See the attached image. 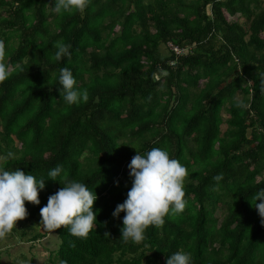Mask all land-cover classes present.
<instances>
[{"label": "trees", "instance_id": "1", "mask_svg": "<svg viewBox=\"0 0 264 264\" xmlns=\"http://www.w3.org/2000/svg\"><path fill=\"white\" fill-rule=\"evenodd\" d=\"M54 4L0 0L10 72L0 83V168L45 179L40 203L25 202L28 215L6 237H44L40 210L66 172L97 196V221L87 238L53 232L50 264H166L180 251L190 264H264L253 201L264 189V0H89L59 14ZM58 41L70 58L54 59ZM62 67L86 103L63 100ZM153 148L187 168L186 207L125 243L126 213L113 212L132 187V158ZM57 165L64 172L52 181Z\"/></svg>", "mask_w": 264, "mask_h": 264}, {"label": "clouds", "instance_id": "2", "mask_svg": "<svg viewBox=\"0 0 264 264\" xmlns=\"http://www.w3.org/2000/svg\"><path fill=\"white\" fill-rule=\"evenodd\" d=\"M89 0H55L53 11L56 13L79 11L83 12ZM54 59L60 61L63 57L70 58V45L62 41L55 44ZM5 44L0 40V83L9 77V67L4 63ZM60 94L68 105L87 102V90H78L74 86L76 80L72 71L67 67L59 69ZM264 85V74H261ZM13 153L9 152L8 157ZM8 157H5L7 159ZM130 176L133 179L127 199L117 205L113 217L126 213L123 218L121 240L125 243L132 241L139 244L145 239V230L150 226L160 227L164 218L170 213H183L186 207L184 181L188 170L176 159H172L166 150L153 148L146 155L137 154L129 165ZM64 172L57 165L48 172L49 179L56 181ZM217 183L223 179L222 174L213 178ZM63 185L56 194L48 198L47 205L40 210L41 223L48 232H55L62 227L69 228L70 234L78 238H87L96 222L93 205L97 196L84 183L69 180L65 172ZM45 188V179L37 181L33 174L26 175L19 169L6 171L0 168V239L10 234L18 221L28 215L25 202L33 205L40 203L39 193ZM254 208L258 210L261 223L264 225V189L253 197ZM256 201H261L256 203ZM253 205V204H252ZM105 233L104 237H109ZM190 255L185 252L171 254L166 264H190ZM64 264V262H61Z\"/></svg>", "mask_w": 264, "mask_h": 264}, {"label": "rangeland", "instance_id": "3", "mask_svg": "<svg viewBox=\"0 0 264 264\" xmlns=\"http://www.w3.org/2000/svg\"><path fill=\"white\" fill-rule=\"evenodd\" d=\"M241 20H239L240 22ZM264 37V33L260 35ZM164 50L161 47L160 52ZM239 99L240 95L237 94ZM221 117L225 118L224 111H221ZM224 125H220L223 129ZM40 232H44L43 225ZM58 240L53 232H47L43 238L35 243L24 242L18 237H6L0 241V264H50L48 259L56 249Z\"/></svg>", "mask_w": 264, "mask_h": 264}, {"label": "built area", "instance_id": "4", "mask_svg": "<svg viewBox=\"0 0 264 264\" xmlns=\"http://www.w3.org/2000/svg\"><path fill=\"white\" fill-rule=\"evenodd\" d=\"M167 47H168V49L170 50V51H172L173 52V54L174 55H180V54H182V52H184V50H182V49H178V48H176V47H174V46H171V45H166ZM170 64H172V63H170Z\"/></svg>", "mask_w": 264, "mask_h": 264}]
</instances>
